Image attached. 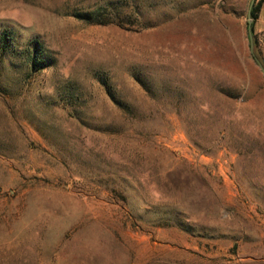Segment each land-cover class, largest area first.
Listing matches in <instances>:
<instances>
[{
	"label": "rangeland",
	"instance_id": "1",
	"mask_svg": "<svg viewBox=\"0 0 264 264\" xmlns=\"http://www.w3.org/2000/svg\"><path fill=\"white\" fill-rule=\"evenodd\" d=\"M251 1L0 0V264H264Z\"/></svg>",
	"mask_w": 264,
	"mask_h": 264
},
{
	"label": "trees",
	"instance_id": "2",
	"mask_svg": "<svg viewBox=\"0 0 264 264\" xmlns=\"http://www.w3.org/2000/svg\"><path fill=\"white\" fill-rule=\"evenodd\" d=\"M264 0H256L255 4L252 6L250 11V16L252 18L251 31L253 30V24L257 20L259 11L263 4ZM125 7L121 4H116L113 2L106 3L105 6H100L95 9L74 12V16L88 24V25H97V26H107V25H116L121 26L122 21L125 17ZM254 52L256 53L259 61L263 65V60L261 58V51L259 49L258 40L256 37H253ZM19 45L16 39L11 35L9 31H4L0 34V77H1V65L6 58L7 63L13 62L18 56ZM24 62L30 66L32 70L42 69L41 67H48L53 63V58L50 55L49 51L42 49L41 45L38 42H34L31 48L25 51ZM38 67V68H37ZM105 87L107 85L103 83ZM106 92L110 99L118 105V102L113 98L109 86L106 88Z\"/></svg>",
	"mask_w": 264,
	"mask_h": 264
},
{
	"label": "crops",
	"instance_id": "3",
	"mask_svg": "<svg viewBox=\"0 0 264 264\" xmlns=\"http://www.w3.org/2000/svg\"><path fill=\"white\" fill-rule=\"evenodd\" d=\"M263 18V20L260 21V18ZM260 23L259 25V30H258V35L260 36L258 38V41H259V49L261 51V58L263 60V66H264V2L261 6V9L259 11V15H258V18L256 20V23ZM255 23V24H256Z\"/></svg>",
	"mask_w": 264,
	"mask_h": 264
},
{
	"label": "water",
	"instance_id": "4",
	"mask_svg": "<svg viewBox=\"0 0 264 264\" xmlns=\"http://www.w3.org/2000/svg\"><path fill=\"white\" fill-rule=\"evenodd\" d=\"M255 0H252L251 3H250V9H249V14H248V31H249V37H250V48H251V51L253 52V37H252V31H251V24H252V18L250 16V11H251V8L254 4ZM263 74H264V67L262 66V64L257 60Z\"/></svg>",
	"mask_w": 264,
	"mask_h": 264
}]
</instances>
